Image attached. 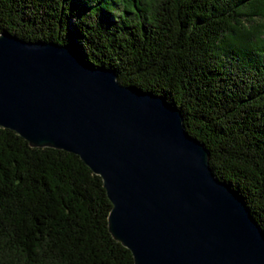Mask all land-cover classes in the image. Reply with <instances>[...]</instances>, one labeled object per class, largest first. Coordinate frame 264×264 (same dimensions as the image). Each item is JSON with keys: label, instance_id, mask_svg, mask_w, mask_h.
Returning <instances> with one entry per match:
<instances>
[{"label": "trees", "instance_id": "16d2710c", "mask_svg": "<svg viewBox=\"0 0 264 264\" xmlns=\"http://www.w3.org/2000/svg\"><path fill=\"white\" fill-rule=\"evenodd\" d=\"M70 45L162 96L264 233V0H0V33ZM78 156L0 128V264H134Z\"/></svg>", "mask_w": 264, "mask_h": 264}, {"label": "water", "instance_id": "95a60500", "mask_svg": "<svg viewBox=\"0 0 264 264\" xmlns=\"http://www.w3.org/2000/svg\"><path fill=\"white\" fill-rule=\"evenodd\" d=\"M0 128L101 178L108 231L134 264H264V233L181 112L70 45L0 33Z\"/></svg>", "mask_w": 264, "mask_h": 264}]
</instances>
